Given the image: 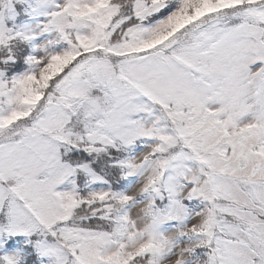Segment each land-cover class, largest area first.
<instances>
[{
	"label": "snow or ice",
	"instance_id": "6c2138e0",
	"mask_svg": "<svg viewBox=\"0 0 264 264\" xmlns=\"http://www.w3.org/2000/svg\"><path fill=\"white\" fill-rule=\"evenodd\" d=\"M0 264H264V0H0Z\"/></svg>",
	"mask_w": 264,
	"mask_h": 264
}]
</instances>
